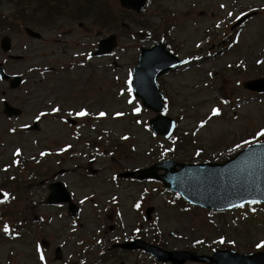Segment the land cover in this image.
Returning <instances> with one entry per match:
<instances>
[{"label": "rangeland", "instance_id": "1", "mask_svg": "<svg viewBox=\"0 0 264 264\" xmlns=\"http://www.w3.org/2000/svg\"><path fill=\"white\" fill-rule=\"evenodd\" d=\"M8 1L0 6V14L8 18L6 26L0 27V40L10 37L11 54L22 59L16 62L0 51V63L8 74L22 76L23 84L16 91H9L0 82V96L4 92V99L22 109L23 114L7 121L0 103L3 158L11 155L15 147H21L28 160L46 149L59 150L54 144L57 138L36 140L38 136L24 134L22 127L32 120L40 121L44 129L58 126L62 122L60 116L77 117L80 111L88 115L78 116L79 121L96 124L107 132V149L117 146L124 150L123 155L114 154L113 158L120 163V170L146 167L159 157L163 160L174 148L177 150L169 158L178 163H223L246 146L264 141V136H257L264 129V93L244 88L247 81L264 79V0H149L141 16L134 14L135 24L126 20L112 23L113 12L120 8L118 0H113L109 18L112 27L108 29L99 26L98 6L89 1H82L85 7L79 14L59 11L57 20L51 16L52 21L42 8L39 14L30 15L35 7L25 4L21 9L35 25L27 24L25 18L12 21L19 8L15 0ZM80 1L62 0L61 6L76 8ZM247 10L255 12L253 17L231 31L230 26L243 16L239 12ZM118 23L127 31L117 30ZM141 23H150L151 28L137 26ZM167 25L172 28L166 34ZM23 27L38 31L41 40L28 37ZM143 32L148 33L146 38L139 35ZM113 33L117 36L113 52L89 57L97 42ZM162 36L178 58H187L181 70L157 79L166 103L162 114L176 122L168 139L149 129L148 121L155 114L133 96L130 84L139 49L153 46ZM58 64L60 68L65 65V69L45 71ZM42 72L45 73L41 75ZM53 105H59L63 112L41 118L39 111ZM214 108L219 115H212ZM101 112L105 115L100 116ZM73 148L81 150L78 146ZM49 161L47 157L43 163ZM111 164L110 156L100 157L96 168L116 169ZM167 197L169 204L164 203L157 218L165 232L182 238L171 239L172 248H186L194 240L217 242L218 246L239 253L264 248V204L214 212L186 203L183 209L184 204L172 193L164 196ZM161 198L150 205H160ZM71 261L79 260L74 256ZM35 263L32 248L0 238V264ZM48 263L53 264L52 256H48Z\"/></svg>", "mask_w": 264, "mask_h": 264}, {"label": "flooded vegetation", "instance_id": "2", "mask_svg": "<svg viewBox=\"0 0 264 264\" xmlns=\"http://www.w3.org/2000/svg\"><path fill=\"white\" fill-rule=\"evenodd\" d=\"M17 1L23 6L26 0ZM51 1L55 3L46 14L50 10L79 14L85 7L82 1L87 2L78 0L80 4L73 8L62 7V0ZM63 67L58 64L45 71L55 73ZM181 69L182 66L176 71ZM4 102L1 94L2 106ZM62 112L59 105L39 111L40 115L43 113L41 118ZM21 117L5 118L11 121ZM72 117L76 122H67L69 117L60 116L62 122L58 126L44 129L40 121L32 120L21 129L24 134L38 136L36 140L57 138L54 144L59 150L46 149L28 160L23 149L15 147L11 155L0 156V238L32 248L37 264H49L48 256H52L53 264H174L158 259L155 248L180 253L185 259L182 264H219L213 255L226 249L219 248L217 242L194 240L186 248L170 246L171 239L178 236L165 232L157 218L164 203L169 204L164 196L170 192L155 179L136 178L139 171L166 159L150 161L146 167L120 170V163L113 158L114 154L123 155L124 150L117 146L107 149L105 130L96 124H83L78 116ZM75 146L81 150H75ZM107 156L116 169H97L99 158ZM47 157L49 163H43ZM4 193L9 194V199L4 200ZM159 197L160 205H150ZM10 254L13 255L11 251ZM74 256L78 262L71 261ZM198 257L204 260L199 261Z\"/></svg>", "mask_w": 264, "mask_h": 264}, {"label": "water", "instance_id": "3", "mask_svg": "<svg viewBox=\"0 0 264 264\" xmlns=\"http://www.w3.org/2000/svg\"><path fill=\"white\" fill-rule=\"evenodd\" d=\"M146 1L119 0V3L122 8L140 14L146 6ZM251 15L253 14L249 16ZM247 17L240 19L231 29L240 25ZM24 31L33 39L41 37L30 28H25ZM11 46L8 36L1 39L0 49L3 53H9ZM115 47L116 36L110 35L98 42V48L91 56L108 55ZM11 58L16 61L21 59L19 56ZM181 63L182 61L169 53L164 44L158 43L151 48L140 49L136 67L133 69L131 84L134 95L141 99L145 108L156 113L155 117L150 119L149 126L156 135L165 138L173 133L175 122L161 114L164 101L156 79ZM0 79L9 83L10 90L19 88L22 82L18 75L13 78L6 75L1 64ZM244 87L250 91L264 93V79L248 81ZM3 113L7 117H13L19 116L21 111L4 103ZM177 166L180 167L178 170ZM158 170L165 173L157 175ZM148 178L161 181L166 189L178 193L185 201L202 209L225 211L239 207L240 204H249L251 201L264 204V142L247 146L223 163L178 164L165 161L163 164L139 171L137 179ZM155 255L158 259L170 260L175 264L185 261L179 259L177 256L180 254L175 252L163 253L156 250ZM196 259L204 260L201 257ZM215 259H218L219 264H264V252L240 254L234 251H218Z\"/></svg>", "mask_w": 264, "mask_h": 264}, {"label": "trees", "instance_id": "4", "mask_svg": "<svg viewBox=\"0 0 264 264\" xmlns=\"http://www.w3.org/2000/svg\"><path fill=\"white\" fill-rule=\"evenodd\" d=\"M110 1H113V0H90L91 2V5L92 6H95L97 5L98 6V16H99V25L100 27L102 28H111L112 27V23H114L116 20H126L129 22V24H135L137 23L135 20H136V17L133 13L131 12H128V11H125L121 8H117V12H113L114 14V20L113 22L111 23L110 22V11L112 9V6H111V3ZM1 3V2H0ZM4 4V3H2ZM51 2L50 1H46V2H38V1H32V0H27V5L31 6V7H37L39 6L40 8H42L43 10H45L46 12L48 11V8L51 6ZM17 6L18 7H22V4H20L18 1H17ZM56 13V14H55ZM37 15L39 14L38 13V9H35L33 10L32 12H30V15ZM55 14V16H54ZM57 14L58 12L56 10H50L46 15H48V19L50 21L53 20V18L51 16H54L57 20ZM27 16L28 14L26 13V11H23L22 13L16 15V17H12L11 20L12 21H18L19 19H22V18H25L26 19V23L27 24H30V25H35L33 22L30 21V19H27ZM50 16V17H49ZM65 15H63L64 17ZM71 18H75L73 16H71ZM8 20V18L2 16L0 14V27H5L6 24L5 22ZM48 21V20H47ZM137 26L143 28V29H148V28H151V24L150 23H141V24H138ZM117 30H121V31H127L123 28H121L120 24L118 23L117 26H116ZM171 26L167 25L164 29L166 31V34L169 33L171 31ZM3 29V28H2ZM162 39L165 40L164 36H162Z\"/></svg>", "mask_w": 264, "mask_h": 264}, {"label": "snow or ice", "instance_id": "5", "mask_svg": "<svg viewBox=\"0 0 264 264\" xmlns=\"http://www.w3.org/2000/svg\"><path fill=\"white\" fill-rule=\"evenodd\" d=\"M222 7H223V6H222ZM229 15H231V13H229ZM129 91H131V89H129ZM58 110H59V109H53L54 112H55V111H58ZM41 115H43V113H42ZM76 115H77V116H86V115H88V113H87L86 111H80V112L76 113ZM104 115H105V113H103V112L100 113V116H104ZM117 115H122V114H121V113H117ZM212 115H213V116L219 115V110L216 109V108H214V109L212 110ZM257 136H264V129H262L260 132H258V133H257ZM125 139H126V137H125ZM245 143H250V142L246 141ZM18 154H19V152H17V155H18ZM197 154H199V153H197ZM3 198H4V200L9 199V194L4 193V194H3ZM0 202H3V201L0 200ZM256 202H257V201H251L250 203H256ZM239 207H244V204H240ZM4 231H5V232L8 231V226H7V225L4 226ZM221 242H223V241H221ZM260 246H261V245H257V247H260ZM43 259H44V257L41 256V260H43Z\"/></svg>", "mask_w": 264, "mask_h": 264}]
</instances>
